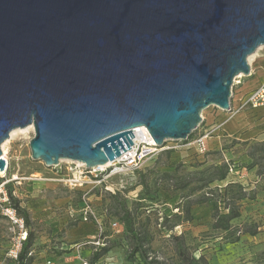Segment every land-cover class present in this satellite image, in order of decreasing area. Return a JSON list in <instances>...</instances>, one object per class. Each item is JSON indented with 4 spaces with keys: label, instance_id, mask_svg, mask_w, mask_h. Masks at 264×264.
<instances>
[{
    "label": "water",
    "instance_id": "1",
    "mask_svg": "<svg viewBox=\"0 0 264 264\" xmlns=\"http://www.w3.org/2000/svg\"><path fill=\"white\" fill-rule=\"evenodd\" d=\"M259 47L264 0H0V172L28 126L47 168L112 163L141 127L186 141Z\"/></svg>",
    "mask_w": 264,
    "mask_h": 264
},
{
    "label": "rangeland",
    "instance_id": "2",
    "mask_svg": "<svg viewBox=\"0 0 264 264\" xmlns=\"http://www.w3.org/2000/svg\"><path fill=\"white\" fill-rule=\"evenodd\" d=\"M247 63L249 74L235 77L231 86L233 111L206 108L199 127L186 144L166 141L162 146L165 149L151 154L137 170L104 177L100 183L68 189L54 180V169L31 159V126L9 136L1 144L6 169L0 175V183L6 182L5 191L6 187L11 188L19 207L27 212V233L32 234L30 249L55 253L56 247L94 240L101 228L108 250L104 260H127L131 245L119 220L124 206L130 210L135 227L148 233L150 258L162 264H180L173 237H181L189 255L202 256L208 264H264V175L257 174V166L250 168L252 160L248 157L254 145L264 143V110L236 111L238 98L264 83V47L249 56ZM235 117H242L244 126L230 136L229 126L225 129L223 125ZM204 133L208 134L207 151L202 157L193 141ZM256 158L264 171V152H257ZM222 163L234 171L223 182L210 185L214 196L216 189L222 192L229 183H239L247 192V198L241 201L240 217L231 222L227 232L212 230L209 203L191 206L189 215L185 212L188 203L207 189L167 191L170 180L163 176L180 178ZM252 231L254 236L249 233ZM14 238L7 221L0 216V264L17 263L6 256Z\"/></svg>",
    "mask_w": 264,
    "mask_h": 264
},
{
    "label": "built area",
    "instance_id": "3",
    "mask_svg": "<svg viewBox=\"0 0 264 264\" xmlns=\"http://www.w3.org/2000/svg\"><path fill=\"white\" fill-rule=\"evenodd\" d=\"M261 107H264V83L241 98L236 111ZM233 109L235 108L230 103V112ZM136 129H139V131L136 136L133 133L130 149L122 153L120 157L109 163V165L87 169L83 164L60 161L58 166L52 168L55 170L54 180L62 183L68 189H80L89 183H100L104 177L137 170L147 157L157 150H164L165 147H157L148 132L142 130L143 128ZM136 129L133 132H136ZM207 138L208 134L204 133V135L197 137L193 141L196 151L200 155H204L207 151ZM60 172H63L65 177ZM5 185L6 182L0 183V216L7 221L15 237L12 248H10L6 256L10 260L17 262L22 244L27 238V227L24 219L17 214L16 209L13 207L7 191H5ZM113 226L115 227L116 224ZM103 238L104 232L99 228L97 237L94 240L83 239L70 243L66 247L62 245L59 248H55L57 250L55 253L50 254L44 250L36 252L31 249L28 256L33 259L31 264H127L124 261L118 263L105 261V256L97 260L92 259L93 255L104 247Z\"/></svg>",
    "mask_w": 264,
    "mask_h": 264
},
{
    "label": "trees",
    "instance_id": "4",
    "mask_svg": "<svg viewBox=\"0 0 264 264\" xmlns=\"http://www.w3.org/2000/svg\"><path fill=\"white\" fill-rule=\"evenodd\" d=\"M187 141L183 143L186 144ZM257 152H264V143L254 145L248 153V157L252 160L250 168L257 166V174L264 175L262 166H260L256 158ZM204 155L200 156L203 157ZM233 171V168L227 163H222L220 165L210 166L198 172L189 173L180 178H174L169 174H164L163 176L170 180V184L168 188H166L167 191H184L189 188L188 192H201L207 189L208 192L202 193L196 200H191L188 203L185 212L189 215L191 206L209 203L212 208V230L227 232L231 229V222L240 217L241 201L247 198V192L241 184L229 183L222 189V192H220V189H216L217 194L214 196V190L209 187L215 182H223L228 174H233ZM6 188L8 197L13 207L16 209L17 214L24 219L25 225L29 226L30 222L27 212L19 207L18 200L12 195V189ZM121 211L119 220L128 233V240L131 245L127 260H124V262L127 264H162L149 256L151 240L148 233L145 230L135 227L130 210L122 206ZM249 233L251 236L255 235L254 231ZM172 239L175 242V253L180 264H208L207 260L202 256L199 258L190 256L181 237H173ZM31 240L32 234L27 233V238L22 244V249L18 255L16 264L32 263V257L28 256L31 250ZM237 240L238 238L235 239V241ZM107 251L105 247L100 248L99 251L93 255L92 259L97 260L104 257Z\"/></svg>",
    "mask_w": 264,
    "mask_h": 264
},
{
    "label": "crops",
    "instance_id": "5",
    "mask_svg": "<svg viewBox=\"0 0 264 264\" xmlns=\"http://www.w3.org/2000/svg\"><path fill=\"white\" fill-rule=\"evenodd\" d=\"M261 85V84H260ZM260 85H258V86H260ZM257 86V87H258ZM257 87H255V88H257ZM255 88H253V89H255ZM252 89V90H253ZM252 90H250V91H252ZM249 91V92H250ZM248 92V93H249ZM247 93V94H248ZM246 94H244V96H245ZM244 96H240L239 98H238V100H237V102L239 103V101H240V99L241 98H243ZM237 103V104H238ZM233 106H234V104H232ZM253 110H264V107H261V108H258V109H253ZM227 126H229L228 127V130H227V133L230 135V136H232V135H234V133L237 131V130H239V129H241L243 126H244V121H243V118L242 117H235V118H232L230 121H228V122H226L224 125H223V127L226 129V127ZM228 134H226V136H228ZM230 136H228V137H230Z\"/></svg>",
    "mask_w": 264,
    "mask_h": 264
},
{
    "label": "bare ground",
    "instance_id": "6",
    "mask_svg": "<svg viewBox=\"0 0 264 264\" xmlns=\"http://www.w3.org/2000/svg\"><path fill=\"white\" fill-rule=\"evenodd\" d=\"M239 77H241L240 75H239ZM238 77V78H239ZM141 128H143V127H141ZM141 130V129H140ZM144 132L145 131H147V130H145V128H143L142 129ZM135 131V130H134ZM138 131H139V129H136V132H133L134 133V136H136L137 134H138ZM15 132H18V130H14V131H12L11 133H10V137L11 136H13V134L15 133ZM20 132V131H19ZM3 151V150H2ZM1 156H2V158L4 159V160H6L5 159V152H3L2 154H1ZM62 161H67V162H73V161H68V160H62ZM74 163H77V164H80V165H82V163H79V162H74ZM107 165H109V163L107 164ZM106 166V165H105ZM101 167H104V166H101ZM4 172H0V175H2Z\"/></svg>",
    "mask_w": 264,
    "mask_h": 264
}]
</instances>
